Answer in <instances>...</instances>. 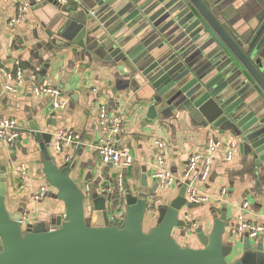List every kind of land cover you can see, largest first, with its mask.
Returning a JSON list of instances; mask_svg holds the SVG:
<instances>
[{"label": "water", "instance_id": "1", "mask_svg": "<svg viewBox=\"0 0 264 264\" xmlns=\"http://www.w3.org/2000/svg\"><path fill=\"white\" fill-rule=\"evenodd\" d=\"M51 1L62 11L66 8L57 19L56 37L95 58L104 52L110 59L116 56L133 89L143 93L139 100L147 106L148 121L183 112L221 135L230 134L264 183V16L245 36L237 33L218 0H71L70 6ZM106 8L112 21L102 17ZM125 25L133 29L117 37ZM30 127L41 153V173L54 197L63 201L64 213L55 217L52 228L23 224L21 211L11 213L6 207L2 167L0 264H264L261 242L254 247L244 237L243 252L236 253L224 239L225 211L213 218L209 233L195 229L200 247L175 239L173 230L186 223L179 217L188 206L185 184L169 205L158 204L149 229L144 227L147 198L158 182L150 185L145 174L138 189L124 187L105 197L92 184L95 211L88 217L71 166L59 165L49 148L51 133ZM112 200L123 204L121 219L108 217L106 203Z\"/></svg>", "mask_w": 264, "mask_h": 264}, {"label": "crops", "instance_id": "2", "mask_svg": "<svg viewBox=\"0 0 264 264\" xmlns=\"http://www.w3.org/2000/svg\"><path fill=\"white\" fill-rule=\"evenodd\" d=\"M218 1L237 33L243 32L245 36L252 33L264 16V0ZM19 2L28 6L20 21L11 25L10 18L15 14ZM64 10L51 0H0V66L14 69L15 61H19L24 70V81L15 92L4 89V77L0 72V117L16 119L22 129L13 148L0 142V179L4 167L8 211H21V219L27 215L23 224L44 223L50 228L55 217L64 213L63 201L54 197L55 190L47 184L41 173V153L30 123L36 125L39 131L51 133L49 148L59 165L68 163L71 166L70 175L81 187L86 183L97 186L115 177L118 171L111 165L102 164L94 147L101 134L97 112L99 106L104 104L109 114L120 113L124 122L125 132L120 146L133 158L131 166L124 171L125 187L130 190L138 189L143 174L150 185L155 182L151 175L159 149L154 140H161L165 145L162 150L164 167L180 177L187 158L195 152H201L209 136L235 139L237 144L232 159L225 161L224 149H218L207 180L199 184V188L209 197L208 201L192 204L186 200L188 206L184 205L179 211V217L186 223L175 228L173 235L183 246L200 247L195 229L201 227L204 233H209L213 218L225 211L223 237L232 242L236 253L243 252V239L248 236L235 229L237 216L241 214L250 222L261 219L264 211V183L250 168L251 160L247 161L241 154L238 139L204 127L183 112L163 120L155 118L148 121L147 106L139 100L143 93L133 89L132 78L115 61L116 56L110 59V54L104 52L95 58L90 51H83V47L56 37V22L66 14V8ZM111 14V9L106 8L102 17L106 22L112 21ZM110 27H114V24ZM122 27L117 31V37L125 36L133 29L128 30L126 25ZM48 32L52 33L51 36ZM33 75L40 85L58 87L61 98L67 101L66 106L55 109L50 95H37L34 92L36 82L31 79ZM39 78H43V82H39ZM61 130H74L80 135L81 145L56 151L52 145L53 136ZM67 157L71 159L69 162ZM21 163L27 167V181L19 186L14 169ZM42 185H47V193L42 199L35 200L33 196ZM180 186L176 182L164 189L157 187L156 190L167 192L163 193L165 200H159L157 205H169L177 197ZM114 201L106 203L109 219L113 214L116 219L124 211L123 204L116 205ZM244 202L248 203L245 209L242 208ZM146 219L144 225L149 229L155 224V219L151 216ZM249 240L254 247L262 243L260 239Z\"/></svg>", "mask_w": 264, "mask_h": 264}, {"label": "built area", "instance_id": "3", "mask_svg": "<svg viewBox=\"0 0 264 264\" xmlns=\"http://www.w3.org/2000/svg\"><path fill=\"white\" fill-rule=\"evenodd\" d=\"M62 6L67 5L70 0H56ZM27 4L19 2L16 6L15 14L10 18V24L18 23L22 17ZM13 68H6L0 66V72L4 77V89L6 91L15 92L17 88L24 81V70L19 61H15ZM31 79L36 82V76H31ZM34 92L37 95H50L53 99L52 105L55 109L64 108L67 104L65 99L61 98V92L58 87L50 85H40L37 82L34 85ZM97 124L101 130L100 137L94 145L98 152L101 163L104 165H111L118 171L115 177L107 182L98 183L96 192L98 195H106L114 193V191L122 193L125 187L126 171L132 164V156L120 146V142L124 136L125 126L120 113L109 114L106 106L101 104L97 112ZM22 129L14 118L0 117V142L8 148H13L17 139L20 137ZM81 138L74 130H61L53 136L52 145L56 151H61L65 147L81 145ZM154 144L159 149L157 154L156 164L152 173V179L158 182V188L164 189L170 187L174 183L180 185L185 184L186 200L192 204H200L208 201L209 197L203 190L199 188V184L204 183L211 170L212 160L215 157L217 150L224 149V160L230 161L233 157V151L236 146L235 139L231 137H214L209 136L206 142V147L201 152L191 154L185 163V168L180 177L175 176L170 170L164 167L163 148L164 143L161 140H154ZM68 160H71L67 157ZM15 175L18 178V185L22 186L27 181V167L24 163L16 166L14 169ZM90 183H86L82 187L85 200V213L88 217L95 211L93 208V199L90 196ZM225 189L222 190V193ZM47 193V185L39 187L38 192L33 196L35 200L42 199ZM154 194L147 198V213L154 219L157 217V203L154 202ZM248 206L247 202L242 203V208ZM122 214V212H120ZM122 216V215H121ZM121 216H116V219H121ZM27 215L23 216L21 221H24ZM111 220H115L113 214ZM235 229L238 233L245 232L249 238L260 239L264 246V211L261 219L257 222H250L243 218L241 214L237 216V223Z\"/></svg>", "mask_w": 264, "mask_h": 264}, {"label": "rangeland", "instance_id": "4", "mask_svg": "<svg viewBox=\"0 0 264 264\" xmlns=\"http://www.w3.org/2000/svg\"><path fill=\"white\" fill-rule=\"evenodd\" d=\"M163 193H167V192H164V191H161V190H156L155 193H154V202L155 203H158V201L160 200L161 202H163L165 200V196L163 195ZM160 204V203H159ZM150 215L148 213H146L145 215V221L146 222V218L149 217ZM145 224V223H144ZM145 229H147L146 225H144Z\"/></svg>", "mask_w": 264, "mask_h": 264}, {"label": "trees", "instance_id": "5", "mask_svg": "<svg viewBox=\"0 0 264 264\" xmlns=\"http://www.w3.org/2000/svg\"><path fill=\"white\" fill-rule=\"evenodd\" d=\"M219 2V1H218Z\"/></svg>", "mask_w": 264, "mask_h": 264}]
</instances>
